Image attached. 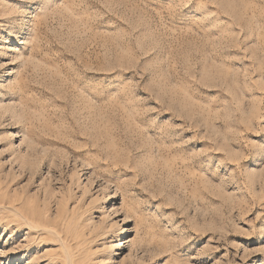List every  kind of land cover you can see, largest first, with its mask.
Masks as SVG:
<instances>
[{"label":"rangeland","instance_id":"1","mask_svg":"<svg viewBox=\"0 0 264 264\" xmlns=\"http://www.w3.org/2000/svg\"><path fill=\"white\" fill-rule=\"evenodd\" d=\"M0 264H264V0H0Z\"/></svg>","mask_w":264,"mask_h":264},{"label":"bare ground","instance_id":"2","mask_svg":"<svg viewBox=\"0 0 264 264\" xmlns=\"http://www.w3.org/2000/svg\"><path fill=\"white\" fill-rule=\"evenodd\" d=\"M32 228V227H31ZM125 234V231L123 230V232H122V235H124ZM125 236H123V238H124Z\"/></svg>","mask_w":264,"mask_h":264}]
</instances>
